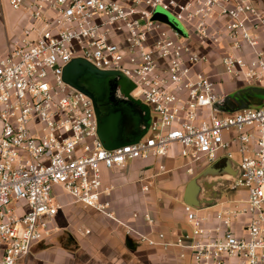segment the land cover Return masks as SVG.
<instances>
[{
  "label": "built area",
  "instance_id": "built-area-1",
  "mask_svg": "<svg viewBox=\"0 0 264 264\" xmlns=\"http://www.w3.org/2000/svg\"><path fill=\"white\" fill-rule=\"evenodd\" d=\"M6 1L27 23L0 50V264H25L57 230L55 185L140 243L188 251L192 264H264V99L230 110L215 80L264 88V12L252 0ZM157 7L186 38L151 20ZM74 58L134 84L150 115L138 141L103 146L92 100L62 77ZM173 146L189 165L230 157L239 175L214 205L184 203L188 227L174 239H153L114 216L101 168Z\"/></svg>",
  "mask_w": 264,
  "mask_h": 264
},
{
  "label": "crops",
  "instance_id": "crops-1",
  "mask_svg": "<svg viewBox=\"0 0 264 264\" xmlns=\"http://www.w3.org/2000/svg\"><path fill=\"white\" fill-rule=\"evenodd\" d=\"M252 2L264 12V0ZM12 12L17 24L14 32L18 33L27 19L21 12ZM6 39L0 40L1 51ZM206 166L203 162L189 165L173 146L163 157L136 159L112 169L102 167L101 179L103 187L110 189L106 198L118 220L153 239L162 232L172 240L188 227L183 212L186 185ZM54 187L60 189L58 194L54 192L61 205L54 217L57 230L32 247L25 264H192L188 251L140 243L127 236L118 221L75 202L60 185ZM146 213L153 223L143 219Z\"/></svg>",
  "mask_w": 264,
  "mask_h": 264
},
{
  "label": "water",
  "instance_id": "water-1",
  "mask_svg": "<svg viewBox=\"0 0 264 264\" xmlns=\"http://www.w3.org/2000/svg\"><path fill=\"white\" fill-rule=\"evenodd\" d=\"M85 72L95 75L96 77L119 76L117 83L124 92V98L131 101L134 107L138 108L142 114V121L139 123L137 131L132 139L123 140L121 138L120 130L117 126V114L110 115L108 121L102 123L103 119L100 116L93 95L78 82L79 77ZM62 77L66 83L83 92L92 100L97 119V134L105 148L113 149L121 145L134 143L145 134L149 125V109L144 103L130 95V92L134 88V84L128 81L124 76L116 71L99 70L83 58H74L64 66ZM244 91H249L253 95L249 96L247 102H241L238 108H244L250 104L260 105L262 103V96H264L263 87L251 86L244 89ZM228 100L229 97L226 96V101ZM238 175L239 167L233 159L230 157L220 158L207 165L196 177L187 183L183 201L197 208L212 206L218 201L221 191L231 185Z\"/></svg>",
  "mask_w": 264,
  "mask_h": 264
},
{
  "label": "flooded vegetation",
  "instance_id": "flooded-vegetation-1",
  "mask_svg": "<svg viewBox=\"0 0 264 264\" xmlns=\"http://www.w3.org/2000/svg\"><path fill=\"white\" fill-rule=\"evenodd\" d=\"M118 78V75L96 77L95 75L85 72L79 77L78 82L93 95L100 116L103 119L102 123L107 122L110 115L117 114V126L119 127L121 138L123 140H130L137 131L139 123L142 121V114L138 108L129 107L127 104L114 99L115 89H117L118 93L124 98V92L117 83ZM250 95L253 94L246 91L234 98H229V109H237L241 102H247Z\"/></svg>",
  "mask_w": 264,
  "mask_h": 264
},
{
  "label": "rangeland",
  "instance_id": "rangeland-1",
  "mask_svg": "<svg viewBox=\"0 0 264 264\" xmlns=\"http://www.w3.org/2000/svg\"><path fill=\"white\" fill-rule=\"evenodd\" d=\"M13 10L8 6L6 0H0V40L5 39L7 36H11L16 34L14 32L15 27L17 26L16 22H14V15ZM151 20L160 22L161 24L170 27L175 32H177L178 35H180L182 38L187 37V28L184 25L183 22L178 20L174 14L169 12L168 10H164L160 7H157L154 11V13L151 16ZM218 68V67H217ZM215 80L217 81L218 87L226 94L229 98H234L237 95H240L244 93V89L248 88V86H245L241 82H235L234 79H232L230 76L223 74L219 72L217 77H215ZM264 99V96H262ZM114 99L119 102H123L127 104L129 107H133L134 105L131 101L124 99L120 93H118L117 89L114 91ZM250 106H253L250 104ZM54 192L59 193L60 189L58 187H54ZM231 190H223L220 200H223L226 195L231 194ZM62 196H60L61 199ZM15 202V201H13ZM54 223V218L53 222Z\"/></svg>",
  "mask_w": 264,
  "mask_h": 264
}]
</instances>
